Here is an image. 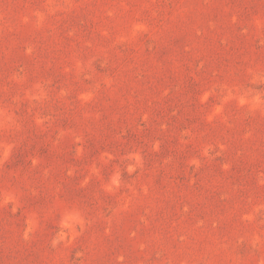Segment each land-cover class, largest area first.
I'll return each mask as SVG.
<instances>
[{
    "label": "rangeland",
    "instance_id": "1",
    "mask_svg": "<svg viewBox=\"0 0 264 264\" xmlns=\"http://www.w3.org/2000/svg\"><path fill=\"white\" fill-rule=\"evenodd\" d=\"M0 264H264V0H0Z\"/></svg>",
    "mask_w": 264,
    "mask_h": 264
}]
</instances>
